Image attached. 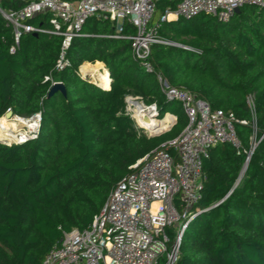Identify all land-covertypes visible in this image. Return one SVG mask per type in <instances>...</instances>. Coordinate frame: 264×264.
Returning a JSON list of instances; mask_svg holds the SVG:
<instances>
[{"label": "trees", "instance_id": "1", "mask_svg": "<svg viewBox=\"0 0 264 264\" xmlns=\"http://www.w3.org/2000/svg\"><path fill=\"white\" fill-rule=\"evenodd\" d=\"M168 5L156 0L153 22ZM115 29L89 19L88 35L72 40L70 65L58 71L63 37L26 33L11 53L13 29L0 14V118L8 110L41 114L35 138L0 142V264H41L63 232L92 223L131 164L186 126L182 105L166 99L154 72L238 120L240 146L221 143L204 160L197 215L176 264H264V8L245 5L228 21L200 14L162 23L160 36L173 44L152 45L154 72L133 55L130 40L106 36ZM124 33L135 29L126 24ZM99 61L109 70V88L79 73L83 63ZM46 76L63 81L65 93L48 96ZM126 94L156 100L158 118L172 112L178 122L160 137L140 134L124 113ZM254 134L259 142L239 180Z\"/></svg>", "mask_w": 264, "mask_h": 264}, {"label": "built area", "instance_id": "2", "mask_svg": "<svg viewBox=\"0 0 264 264\" xmlns=\"http://www.w3.org/2000/svg\"><path fill=\"white\" fill-rule=\"evenodd\" d=\"M166 1L169 5L156 22V0H0V14L13 29L11 53L26 33L46 32L63 37L56 63L58 71L70 65L67 49L74 38L88 35L83 32L84 25L95 18L115 23V32L106 36L130 40L133 55L147 71L154 72L147 60L152 45L172 43L160 36L162 23L200 14L228 21L236 9L245 5L264 8V0ZM38 17L47 21L48 26L32 22ZM126 24L135 33H124ZM154 74L166 99L182 105L186 126L176 137L165 140L131 164L92 223L85 229L63 232L41 264H176L183 234L197 215L194 206L200 199L204 160L221 143L240 146L238 120L232 111L212 108L204 98L171 86L160 73ZM45 80H51V86L63 83L49 76ZM125 101L127 113L137 127L148 130L137 113L141 119L149 116L155 112L156 104L145 105L138 96H128ZM167 113L175 120L164 131L178 122L177 115H164ZM37 115L35 122L41 120V114ZM258 142L253 140L247 160Z\"/></svg>", "mask_w": 264, "mask_h": 264}, {"label": "bare ground", "instance_id": "3", "mask_svg": "<svg viewBox=\"0 0 264 264\" xmlns=\"http://www.w3.org/2000/svg\"><path fill=\"white\" fill-rule=\"evenodd\" d=\"M81 72L85 77L87 75H90L93 78V80L96 83L100 84L101 87L103 88L111 84V77L109 75L108 69L104 67V64L102 62H97L95 64H90L86 62L81 66ZM109 87L110 85L107 88ZM137 115L140 122L143 123V125L146 126L151 133H159L161 131L166 130L173 124L175 120V116H173L171 113H167L161 119L152 115L143 116L141 119L140 118L141 115L139 113H137ZM35 124H36L35 120L26 119L18 115H14L12 118H7L4 115L0 118V141L19 142V140L22 139V137H25V135L23 136H19L20 134L16 135L15 132L18 129L17 130L15 129L17 127L33 128ZM168 124L169 126L166 127Z\"/></svg>", "mask_w": 264, "mask_h": 264}, {"label": "rangeland", "instance_id": "4", "mask_svg": "<svg viewBox=\"0 0 264 264\" xmlns=\"http://www.w3.org/2000/svg\"><path fill=\"white\" fill-rule=\"evenodd\" d=\"M86 63V62H85ZM88 63H90V64H95V63H93V62H88ZM103 63V62H102ZM84 64V63H83ZM82 64V65H83ZM104 64V67L105 68H107L106 67V65H105V63H103ZM81 65V66H82ZM81 66H80V68H79V73H80V75H81V77L83 78V79H85V80H87V81H92L93 80V78L90 76V75H87L86 77L82 74V72H81ZM108 69V68H107ZM109 71V70H108ZM152 80H153V77H152ZM92 82H94L95 83V81L93 80ZM97 85V84H96ZM100 85V84H99ZM98 86V85H97ZM100 88H102L101 87V85H100ZM128 96H138V97H141V101H143V103L145 104V105H151V104H156V110H155V112H152L151 113V115L152 116H159L160 115V108H159V104H158V102L155 100V101H152V102H148V99L146 98V97H144V96H142V95H139V94H137V95H135V94H126L125 95V98H124V102H125V115H128L129 117H131L128 113H127V103H126V98L128 97ZM250 103L251 104H253V99H250ZM172 106H169L168 108H167V110H169V111H172ZM14 116V115H13ZM12 116V117H13ZM24 118V117H23ZM26 119H29V118H26ZM133 119V118H132ZM133 121H134V123H136L135 122V119H133ZM36 124H35V126L33 127V128H29V127H17L15 130H17L16 132H15V134L16 135H18V134H20L19 136H23V135H25V137H22V139H20L19 140V142H7V141H4L5 143H7L8 145H12V144H18V143H23L24 141H26V140H28V139H30V138H35L37 135H38V133H39V130H40V121L39 120H37L36 122H35ZM171 123V122H170ZM169 123V124H170ZM14 124H15V122H14ZM169 124L166 126V127H168L169 126ZM136 126H138V125H136ZM165 127V128H166ZM138 128V127H137ZM173 128V127H172ZM171 128V129H172ZM184 128V127H183ZM31 129V130H30ZM170 129V130H171ZM170 130H168V131H170ZM179 130V129H178ZM138 131H139V133L140 134H144V135H146L147 137H149V138H153V137H160V136H162V135H164L166 132H168V131H163L162 133H151L149 130H147V129H143V128H138ZM182 131V130H181ZM28 137V138H27ZM176 137V136H175ZM26 138V139H25ZM257 138V136H256V134H254V136H253V140H255ZM168 140V139H167ZM21 141V142H20Z\"/></svg>", "mask_w": 264, "mask_h": 264}, {"label": "water", "instance_id": "5", "mask_svg": "<svg viewBox=\"0 0 264 264\" xmlns=\"http://www.w3.org/2000/svg\"><path fill=\"white\" fill-rule=\"evenodd\" d=\"M240 10H241V9H239V8L236 9V13H239ZM34 34L37 35V33H34ZM91 82H92V81H91ZM92 83H94V82H92ZM94 84H97V85L100 87V85H99L98 83L95 82ZM102 88H103V87H102ZM57 91H61L62 93H65V86H64V83H57V84L51 86V88H50V90H49V93H48V96L53 95V94H54L55 92H57ZM13 115H14V114H13L12 110H8V111L5 113V116H6L7 118H12ZM38 117H39V116H38L37 114H35V115H33L31 118H29V119H31V120H36ZM0 142H4V141H0ZM4 143H5V142H4ZM249 161H250V159L246 161V163H245V165H244V167H243V169H242V171H241V175H240L239 180L243 177L244 173L246 172V169H247V166H248Z\"/></svg>", "mask_w": 264, "mask_h": 264}, {"label": "crops", "instance_id": "6", "mask_svg": "<svg viewBox=\"0 0 264 264\" xmlns=\"http://www.w3.org/2000/svg\"><path fill=\"white\" fill-rule=\"evenodd\" d=\"M99 62H100V61H99ZM96 63H97V62H96ZM108 72H109V71H108ZM109 85H110V84H109ZM109 85H107L106 88H107Z\"/></svg>", "mask_w": 264, "mask_h": 264}]
</instances>
